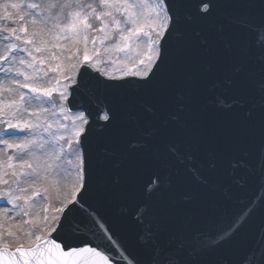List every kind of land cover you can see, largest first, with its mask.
Returning a JSON list of instances; mask_svg holds the SVG:
<instances>
[{
    "label": "snow or ice",
    "instance_id": "6c2138e0",
    "mask_svg": "<svg viewBox=\"0 0 264 264\" xmlns=\"http://www.w3.org/2000/svg\"><path fill=\"white\" fill-rule=\"evenodd\" d=\"M0 125V264H264V0H3Z\"/></svg>",
    "mask_w": 264,
    "mask_h": 264
},
{
    "label": "water",
    "instance_id": "95a60500",
    "mask_svg": "<svg viewBox=\"0 0 264 264\" xmlns=\"http://www.w3.org/2000/svg\"><path fill=\"white\" fill-rule=\"evenodd\" d=\"M257 3H260V0H257ZM237 196L239 197L238 201L232 202H223L222 197L218 194V202L220 204L219 211L227 214L233 210L235 207H243L248 203L250 198H255L252 207H257L261 203H264V188L253 186L248 189L239 190L237 192ZM111 210L113 212H117L119 210V205L111 206ZM101 211H105L104 208ZM258 220L254 221V226L246 233L244 238L241 241V248H251L257 253L264 251V231H261L258 227ZM121 257L123 259L117 258L119 260V264H130L127 254L121 252Z\"/></svg>",
    "mask_w": 264,
    "mask_h": 264
},
{
    "label": "rangeland",
    "instance_id": "374dc122",
    "mask_svg": "<svg viewBox=\"0 0 264 264\" xmlns=\"http://www.w3.org/2000/svg\"><path fill=\"white\" fill-rule=\"evenodd\" d=\"M2 3H3V0H0V4ZM96 48L99 49V55L101 59L103 61H106L105 63H101L99 67H101L102 69L106 71L114 72L117 75H120L122 71H126L127 68H130L133 66L134 59H135V52L124 54V53H117L114 50L105 51L104 45H100L99 41H97ZM0 127H2V125H0ZM3 159H4V156L2 153H0V161H2ZM59 179H60L59 177L53 175V176L48 177L46 183L53 190H55V188L58 187ZM30 211L32 213H37L40 211V206L38 205L37 207L30 209ZM0 225L7 226L6 218H4L2 215H0Z\"/></svg>",
    "mask_w": 264,
    "mask_h": 264
}]
</instances>
